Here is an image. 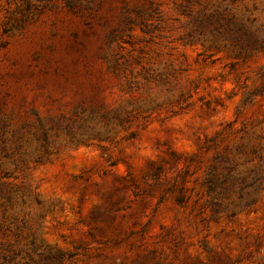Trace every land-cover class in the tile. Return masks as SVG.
<instances>
[{"label": "rangeland", "instance_id": "rangeland-1", "mask_svg": "<svg viewBox=\"0 0 264 264\" xmlns=\"http://www.w3.org/2000/svg\"><path fill=\"white\" fill-rule=\"evenodd\" d=\"M242 143L264 174V0H0V180L56 264H264V183L205 185Z\"/></svg>", "mask_w": 264, "mask_h": 264}, {"label": "trees", "instance_id": "trees-1", "mask_svg": "<svg viewBox=\"0 0 264 264\" xmlns=\"http://www.w3.org/2000/svg\"><path fill=\"white\" fill-rule=\"evenodd\" d=\"M245 153L242 143L237 146L234 155L217 154L207 173L205 185L210 195L209 204L216 214L226 211L234 215L235 207L250 206L255 200L253 193L264 183V174L257 173L249 180L240 177V157ZM256 153V150L252 152ZM253 160L252 156L246 158L247 162ZM232 193L237 195L239 201L229 203L232 207L228 208L223 200ZM183 201L184 195L180 188L177 202ZM26 203L25 189L0 180V264H56L65 254L52 253L48 246L38 241L35 232L28 230V211L19 209Z\"/></svg>", "mask_w": 264, "mask_h": 264}]
</instances>
